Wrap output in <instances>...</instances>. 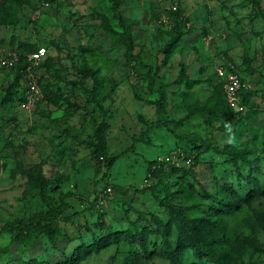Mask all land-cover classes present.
<instances>
[{"label":"rangeland","instance_id":"1","mask_svg":"<svg viewBox=\"0 0 264 264\" xmlns=\"http://www.w3.org/2000/svg\"><path fill=\"white\" fill-rule=\"evenodd\" d=\"M173 5L189 23L164 61L173 26L160 17ZM0 44L49 54L30 110L19 90L5 97L12 71L0 75V264H264V0H0ZM221 65L253 92L237 114ZM102 154L115 158L111 167ZM66 192L71 208L53 223L58 247L44 235L28 246L3 229ZM216 199L237 208L227 245L225 230L206 223L227 250L220 260L197 251L163 206L197 200L205 209ZM170 239L178 246L167 255Z\"/></svg>","mask_w":264,"mask_h":264},{"label":"trees","instance_id":"2","mask_svg":"<svg viewBox=\"0 0 264 264\" xmlns=\"http://www.w3.org/2000/svg\"><path fill=\"white\" fill-rule=\"evenodd\" d=\"M118 13H119L118 17L120 18V26L122 27V30L120 32L121 38L126 43V54L128 56H131L132 55L131 52L132 36L130 31L131 26L129 27V23H125L124 21L125 17L122 14V11L119 10V7H118ZM184 13L185 12L182 9H180L178 6L176 9H170L168 12L170 22L173 26V32L169 31V34H171L170 38L165 42L163 47L160 48L159 50L160 53L165 54L164 61H166L169 58V56L175 52V49L178 46V42L180 41V38L183 34L182 28L183 26L189 23L187 21V16ZM38 46L39 45L33 47L27 46L26 48L23 49V47L18 45V48L22 50V52L29 53L35 50ZM48 59H49V54L46 57V59L42 62V64L46 63ZM28 63L29 62L27 60V56H25V54L24 55L22 54L18 63L13 68L10 69L12 71L13 76L10 82L7 83V87H6L7 91L5 97H8L11 94L13 95V93L17 92L18 89L22 87L24 74L27 69ZM147 67L149 69H152L151 65H147ZM219 83H220V87L223 90V93L225 94L223 82L220 79H219ZM252 93H253L252 90H247V89H242L240 91L242 102L246 104L247 107L249 105V99ZM16 100L18 101V98H16ZM226 105L231 114L234 113L237 114L229 106L227 101H226ZM100 159H101L100 161L102 160L105 161L107 168L111 167V165L115 161V158L112 157L107 159L103 154ZM154 164L157 167L156 168L151 167V171L153 172V174L158 173L162 168L161 162L154 161ZM29 174L31 177L36 178L38 183L43 182L42 178L39 175H37L35 172H29ZM192 186L194 188H197L194 184H192ZM200 191L201 190L197 188V192L200 193ZM182 192L185 193V191ZM70 194H71L70 192H66L62 194L57 203L51 204L46 210L39 212L38 214L34 215L28 220H25L23 218H16L12 221L7 222L3 229H7L11 233L12 238L14 240L18 242H25V244H28V246L30 245L32 246L35 243V241L40 242V237L44 235L45 237L50 239L54 243V245L58 247V242L54 240L55 228L53 223L55 224V221L58 220V218L61 217L69 208H71V203L67 200V197H69ZM107 194L109 193L103 194V196H101V191L97 193L95 200L99 207L105 205L107 201L106 197L108 196ZM203 195L204 194L202 193V196ZM182 196L188 198L189 200L188 195L183 194ZM209 201H208L209 205L207 204L208 208L205 209H201L200 205L202 204V202L197 200H194L193 203L190 205H186L183 203H175V202H171V204H169L167 202H164L163 206H165L164 208L165 210H167V213L169 210L171 217L173 219H176L177 222H179V225L182 229L189 231V234L191 232L195 236L194 239V237L191 234L190 237L188 234H185L186 236H188V239L190 240L189 243H193L197 251L203 252L206 255H211V257L220 260L222 256L227 257L228 255L227 250L226 248H223L221 252L218 251V248L216 247L217 240L215 238L213 239L211 238L209 233V228L207 227L206 223L218 227L219 229L225 230L223 243L224 245H227V242L229 243L228 241L230 237L229 233L232 232L231 228H229V225L227 223V217L229 221L230 217H232V214L235 213L237 208L236 206H232L231 204L232 202L228 201L227 199H224L223 202L217 199L215 201H211V202ZM189 206H195L194 211L197 214L192 210H189ZM203 212L208 213V218L200 214ZM226 234H228L229 237ZM62 236H65V234ZM177 246H178V241H173V239H170L164 241L161 244V249L165 254L171 255L175 253V251L177 250ZM234 247L236 249L239 248L236 247L235 245ZM62 252H64V249L62 250ZM228 252L230 253V251ZM29 260L31 259H27L26 261H24V264H28ZM68 260L70 261V259ZM68 260H65V262L63 263L68 264L69 263Z\"/></svg>","mask_w":264,"mask_h":264},{"label":"built area","instance_id":"3","mask_svg":"<svg viewBox=\"0 0 264 264\" xmlns=\"http://www.w3.org/2000/svg\"><path fill=\"white\" fill-rule=\"evenodd\" d=\"M172 8L176 9L177 5H173ZM160 19L166 23L170 20L168 15H162ZM22 54L27 56L29 63L24 74L22 88L18 89L22 95L18 97L17 102L21 108L30 110L34 105L35 98L41 94L38 67L48 56V48L42 45L29 53H25L19 48L6 47L0 44V75L5 69L13 68ZM216 73L223 82L227 103L235 112H242L245 106L242 104L240 91L248 88L245 80L235 70L224 67V65L217 66ZM111 189V186H107L101 192V196L110 193Z\"/></svg>","mask_w":264,"mask_h":264},{"label":"crops","instance_id":"4","mask_svg":"<svg viewBox=\"0 0 264 264\" xmlns=\"http://www.w3.org/2000/svg\"><path fill=\"white\" fill-rule=\"evenodd\" d=\"M127 4V3H126ZM124 5L122 6V7H119V9L121 10V11H124ZM124 13V12H123Z\"/></svg>","mask_w":264,"mask_h":264},{"label":"clouds","instance_id":"5","mask_svg":"<svg viewBox=\"0 0 264 264\" xmlns=\"http://www.w3.org/2000/svg\"><path fill=\"white\" fill-rule=\"evenodd\" d=\"M231 142H232V139L229 140V143H231Z\"/></svg>","mask_w":264,"mask_h":264}]
</instances>
